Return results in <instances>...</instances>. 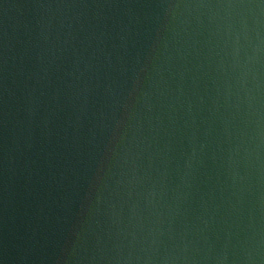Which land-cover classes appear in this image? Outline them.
Returning <instances> with one entry per match:
<instances>
[{
    "label": "water",
    "instance_id": "95a60500",
    "mask_svg": "<svg viewBox=\"0 0 264 264\" xmlns=\"http://www.w3.org/2000/svg\"><path fill=\"white\" fill-rule=\"evenodd\" d=\"M0 264H264V0H0Z\"/></svg>",
    "mask_w": 264,
    "mask_h": 264
}]
</instances>
